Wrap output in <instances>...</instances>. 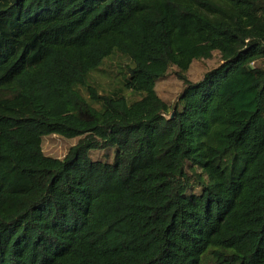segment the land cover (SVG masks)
<instances>
[{"label":"trees","instance_id":"obj_1","mask_svg":"<svg viewBox=\"0 0 264 264\" xmlns=\"http://www.w3.org/2000/svg\"><path fill=\"white\" fill-rule=\"evenodd\" d=\"M0 264H264V0H0Z\"/></svg>","mask_w":264,"mask_h":264},{"label":"rangeland","instance_id":"obj_2","mask_svg":"<svg viewBox=\"0 0 264 264\" xmlns=\"http://www.w3.org/2000/svg\"><path fill=\"white\" fill-rule=\"evenodd\" d=\"M125 60L115 57L108 60L104 66L101 67L100 71L93 74V81L98 86L99 92L111 93L118 88L117 83L120 82L121 76L118 74L119 67L122 66ZM219 64V58L214 53L211 60L193 62L189 70V79L196 82L202 78L205 72L217 67ZM182 90V84L176 79L172 72H169L166 77L160 79L156 85V92L158 96L168 103H173L178 94ZM76 139L67 140L57 135H49L42 139L41 150L44 155L63 159L68 150L75 145ZM113 153V149L111 150ZM97 153L98 155L93 157L92 154ZM104 150L90 152L89 156L92 159H98ZM110 153V152H109Z\"/></svg>","mask_w":264,"mask_h":264}]
</instances>
